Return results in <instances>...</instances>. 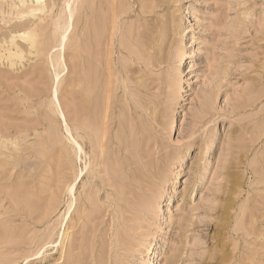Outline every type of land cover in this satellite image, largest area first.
Segmentation results:
<instances>
[{
    "label": "rangeland",
    "instance_id": "374dc122",
    "mask_svg": "<svg viewBox=\"0 0 264 264\" xmlns=\"http://www.w3.org/2000/svg\"><path fill=\"white\" fill-rule=\"evenodd\" d=\"M64 1L0 0V264H264V0H78L79 157Z\"/></svg>",
    "mask_w": 264,
    "mask_h": 264
},
{
    "label": "bare ground",
    "instance_id": "6f19581e",
    "mask_svg": "<svg viewBox=\"0 0 264 264\" xmlns=\"http://www.w3.org/2000/svg\"><path fill=\"white\" fill-rule=\"evenodd\" d=\"M77 1L78 0H65L63 5H62L61 12H60L58 18L56 20H55V18L53 19V21L55 20L54 21V25H53L54 33L58 36V38H57L58 40H57V45L54 46L52 49L53 50L56 49V48L57 49L55 51H53L51 49L52 51L50 50L51 53H48V57L47 58H48L49 66L52 69L51 70V72H52L51 75H52L53 86H52L51 100H50L51 108H52V111H53L54 115L56 116V118L59 119L60 122H61V125H60L61 130L64 133H66L68 135L69 139H71L74 142V144L72 142V144L74 146L73 150L75 151L76 156L79 157V154H82L84 152L83 147L78 142V139L77 140L75 139V137H77V136H75V137L73 136V130L74 129H72L69 126V122L61 114V112L59 110V100H58L59 86L61 84L63 75L68 70L67 69V65H66V61H65V51H66V48H67V44H68V41H69V37H70L71 31L73 30V27H74V14H75V11H77L76 10ZM19 3H20V5L22 7L27 8L26 9V10H28L27 14L29 13L31 15H36L37 13L43 12L46 9V6H47L46 5V0H19ZM12 8H14V7L12 6ZM10 11H13V10H10ZM23 14H25V13H23ZM16 17H18V16L16 15ZM33 17H35V16H33ZM32 36H33V33L31 32V30L30 31H25L23 33L14 34L12 36V38H11V42L9 41L11 43L10 46L14 47L16 45V40L18 38L20 40H22V39L23 40H27L29 38H33ZM34 39H36V37ZM2 43H4V42H2ZM7 52H8L9 58L11 57V59L21 56L20 52L13 53L14 50L12 52V50L9 49ZM2 57H3V55H2ZM14 61H15V59H14ZM18 62H19V60H18ZM106 105H107V103H106ZM104 125H105V122L103 121V128H102V130L100 128V130H101L100 132L101 133L98 135L99 136L98 137L99 138L98 139L99 140L98 143H99V147H100L102 153H103V150L105 148V144H104V141H105V138H106V131L105 130L107 129V128L106 129L104 128ZM67 192H68V196H69V201L66 204L67 205L66 212H67V215H69L70 211L72 210V208L74 206V190H73V188H69Z\"/></svg>",
    "mask_w": 264,
    "mask_h": 264
}]
</instances>
